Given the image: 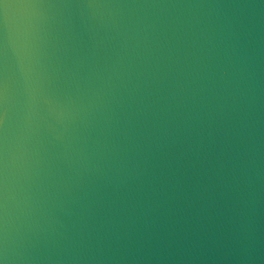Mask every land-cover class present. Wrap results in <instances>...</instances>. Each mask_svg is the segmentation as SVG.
Here are the masks:
<instances>
[{"label":"water","instance_id":"obj_1","mask_svg":"<svg viewBox=\"0 0 264 264\" xmlns=\"http://www.w3.org/2000/svg\"><path fill=\"white\" fill-rule=\"evenodd\" d=\"M0 264H264V0H0Z\"/></svg>","mask_w":264,"mask_h":264}]
</instances>
